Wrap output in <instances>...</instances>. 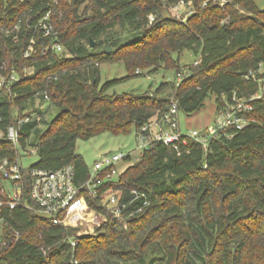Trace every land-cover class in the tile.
Here are the masks:
<instances>
[{"label":"trees","instance_id":"trees-1","mask_svg":"<svg viewBox=\"0 0 264 264\" xmlns=\"http://www.w3.org/2000/svg\"><path fill=\"white\" fill-rule=\"evenodd\" d=\"M177 1L0 0V76H18L10 92L0 88V127L16 121L36 89L49 93L48 109L55 112L46 118V110L35 109L39 118L21 127L18 148L0 141V160L34 147L38 159L31 168L72 163L81 181L88 166L76 152L77 139L136 130L168 110L171 99L190 114L209 95L219 109L232 94H254L264 78V9L254 0L204 7L192 0L194 12L182 22L168 9ZM47 11L64 50L25 58L28 40L41 41L33 25ZM183 50L199 62L181 68L172 54ZM108 62H123L126 74L101 82L98 67ZM160 67L175 70V78L187 73L179 84L175 78L160 83L151 95L109 92L140 75L136 68ZM252 105L244 126L224 128L206 146L190 139L180 154L162 143L141 153L101 186L130 202L122 218L88 198L105 220L74 246L68 238L76 228L38 214L31 200L30 208L0 209L8 239L0 264H264V100ZM131 190L142 192L147 204L130 201Z\"/></svg>","mask_w":264,"mask_h":264},{"label":"built area","instance_id":"built-area-1","mask_svg":"<svg viewBox=\"0 0 264 264\" xmlns=\"http://www.w3.org/2000/svg\"><path fill=\"white\" fill-rule=\"evenodd\" d=\"M231 0H202L201 6L208 4L214 6H223L230 3ZM168 9L175 17L182 22L194 12L192 0H178L170 4ZM149 22L153 21L154 15H148ZM19 24L14 25L18 29ZM35 31L40 32L41 41L36 45V40L32 36L23 49V57H31L36 54L61 53L64 50L63 44L58 39V31L54 27L50 17V11H47L34 25ZM6 32H8L6 30ZM68 55V54H67ZM199 62L197 56L191 64ZM32 69L30 67L24 70ZM185 70L176 75V83L183 79ZM55 78V76L53 77ZM18 79L15 73L9 76H0V88L5 87L10 92V84ZM258 90L248 98H241L235 94L231 95V102H225V105L217 111V117L211 126L204 129H191L187 132L181 130L178 115L180 110L177 102L171 99L169 109L164 111L161 116H153L147 123L141 125L135 130V142L137 149L143 153L152 149L156 143H162L172 147L177 154L181 152V146L187 145L191 139L206 146L211 138L226 127L241 128L247 122L244 113L250 112L255 100H264V78L259 79ZM34 101L49 103L50 95L46 90L36 89L33 93ZM36 109L42 110L40 106ZM35 110V108H34ZM32 109L21 111L16 121L8 125L5 130L0 127V141L10 142L15 148L19 147L20 129L33 118H39L38 113ZM1 120V116H0ZM23 153L35 152L34 147H28L22 150ZM141 155V154H140ZM139 155V156H140ZM130 156L132 152L114 151L108 154L100 155L93 164L88 167L86 177L76 180L74 165L68 163L60 168L45 170L39 168H23L21 164L20 151H16L12 158L3 157L0 160V209H15L17 207L30 208L28 200H31L36 206V212L51 219L54 223L61 224L64 227L77 228L83 222L91 221L96 209L90 207L88 198L94 200L98 205L109 211L116 219H121L123 209L130 202H121V196L112 188L101 191V186L107 181L116 180L120 170V162H128L125 157ZM139 156L133 158L138 159ZM129 160V161H130ZM125 169V168H124ZM27 175V176H26ZM132 200L142 198V207L147 204V198L142 192L131 190ZM141 206L128 213L133 215L141 210ZM102 214V213H100ZM105 216L104 214H102ZM6 220L0 216V250L7 245ZM18 232H15L17 235ZM69 244L74 246L78 240L76 236L68 238Z\"/></svg>","mask_w":264,"mask_h":264},{"label":"rangeland","instance_id":"rangeland-1","mask_svg":"<svg viewBox=\"0 0 264 264\" xmlns=\"http://www.w3.org/2000/svg\"><path fill=\"white\" fill-rule=\"evenodd\" d=\"M254 2L258 7L264 9V0H254ZM87 13L89 14V11ZM114 30L118 33L125 32V29L121 30L118 26H116ZM125 34L126 32L124 35ZM104 46H106V48L109 47L108 51H111L109 44H104ZM172 58L174 60H179V65L182 68V66L192 63L196 56L191 51L183 50L180 54L173 53ZM169 65H171V62ZM98 68L100 70L101 82L115 77H122L126 74L123 62L102 63ZM26 71L29 73L31 72L30 69H27ZM134 72H139L140 75L131 77L116 84L109 90V92L116 91L118 93L129 92L133 94L141 93L151 95L160 83L164 81H171L175 78V70L164 67L158 68L155 72H150L144 68H136ZM40 106L43 107L42 110H46L44 114L46 118H49L55 113L53 108L50 107L48 109V103L38 101L27 103L26 110H34V108L36 109ZM216 117L217 111L213 95L208 96L205 100L204 106L198 111L190 114L180 112L178 115L180 128L184 132L191 129H204L207 126H211ZM75 149L76 152L82 156L88 167H90L100 155L120 150L124 152L131 151L133 155L132 160L128 162H120L118 164L120 170H124L125 167L131 164L133 158L141 154V151L137 149L136 146L134 129L128 133L111 134L103 132L89 139H77ZM20 155L23 168H29L38 159L36 152L26 154L20 150ZM104 220L105 216L96 212L91 221L83 222L82 225L76 228L74 236L82 237L95 234L97 232V228L103 224Z\"/></svg>","mask_w":264,"mask_h":264},{"label":"water","instance_id":"water-1","mask_svg":"<svg viewBox=\"0 0 264 264\" xmlns=\"http://www.w3.org/2000/svg\"><path fill=\"white\" fill-rule=\"evenodd\" d=\"M95 43H96V42H95L94 40L90 39V44H89V46H90V47H93V46L95 45ZM108 50H109V47L106 48V51H108Z\"/></svg>","mask_w":264,"mask_h":264}]
</instances>
